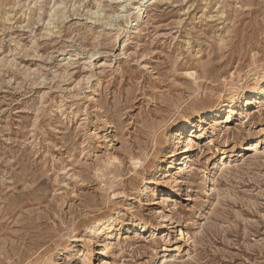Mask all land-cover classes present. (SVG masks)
<instances>
[{
  "label": "rangeland",
  "instance_id": "obj_1",
  "mask_svg": "<svg viewBox=\"0 0 264 264\" xmlns=\"http://www.w3.org/2000/svg\"><path fill=\"white\" fill-rule=\"evenodd\" d=\"M121 1L0 0V264H264V98L142 190L173 129L264 69V0H151L141 18ZM125 205L112 250L84 258Z\"/></svg>",
  "mask_w": 264,
  "mask_h": 264
},
{
  "label": "bare ground",
  "instance_id": "obj_2",
  "mask_svg": "<svg viewBox=\"0 0 264 264\" xmlns=\"http://www.w3.org/2000/svg\"><path fill=\"white\" fill-rule=\"evenodd\" d=\"M127 1L130 4H132V0H122L121 2L126 3ZM150 4H151V0H140V4H138L134 8L135 9L134 14L136 15V17L141 18L142 16H144ZM126 5L124 4L122 5L121 7L122 10L120 11L121 13L118 12L117 17L125 18V21L129 23V21L132 18V15L125 10ZM125 11L128 14L125 15L124 14ZM126 26H128V24ZM47 30H48L47 32L51 31L50 28ZM122 30L123 32H125L124 28ZM262 98H264V69L263 70L261 69V71L256 72L252 80H250L249 82L245 84H241L240 86L229 87L225 92L213 98L211 100V103H213L216 106L215 107L216 109H214V111L207 113L206 115H204V117L199 116V118L194 122V124L190 118L184 119L185 121L183 122V124H181L179 127H176L175 129L171 131L168 141H167V145L164 147L162 151V155L165 158V163L163 166V170L161 169V171L158 173V174L162 173V176L156 181H153V185L151 183L149 184L145 183L142 189L144 191V195L146 197L154 196L156 195L157 192H163L164 190H166L165 189L166 184L173 183L171 170H172L173 164L175 163V159H174L175 149L179 143H182V146H181L182 147L181 150L183 151L182 156L186 157L187 154H190V149L192 146L191 144L195 142L194 139L196 137H200L205 134H208L209 128L215 127L221 122L222 123L226 122L227 120H229V118L232 119V116H234L236 111L241 109L243 106H245L249 101H251V99H262ZM224 118H225V121H224ZM260 139L261 137L254 138L253 140L251 139L250 141H247V143L241 140L239 142L240 143L239 147L244 148L245 145L249 143V145L245 147L246 149L254 150V151L255 149L258 150L257 149L258 147H262V141L259 142ZM213 153L214 155H216V152H213ZM223 155H225V153H223ZM216 167H217V164L216 162H214V165L212 164V167L210 168V170L209 171L206 170L205 180H208V181L203 185V187L205 188L204 190L208 189L211 179L214 173H216ZM137 193H139V191L137 188H135L133 193L131 194L132 199H134V195H137ZM127 206L128 205H125L123 209L113 212L107 217L99 220L98 223L96 224V227L93 228V231L90 232V234L87 235L84 239L82 238L84 240L86 247H89L90 249L84 252H80L84 256V258H87L88 254H90V252L92 251L91 247L95 243H98V246L101 247V250H100L101 255H105L112 250L111 249L112 244L114 243V241L119 239V234L121 230L123 229V226H124L123 219L126 216V214L123 211L127 208ZM131 217H132L131 219H134L133 213H131ZM163 219H165V217ZM141 228H147V225H142ZM183 233L184 232L181 231L180 238L177 241L181 239H185L186 236H184ZM156 258L157 257H155V262L157 261ZM101 261L106 264L109 263V261L105 259H102ZM156 264H158V261L156 262Z\"/></svg>",
  "mask_w": 264,
  "mask_h": 264
}]
</instances>
